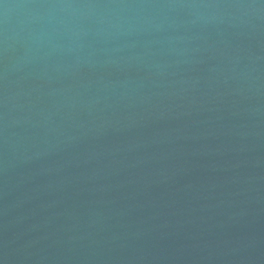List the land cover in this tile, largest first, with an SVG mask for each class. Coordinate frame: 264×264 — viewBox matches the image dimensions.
I'll return each instance as SVG.
<instances>
[{
    "label": "water",
    "instance_id": "95a60500",
    "mask_svg": "<svg viewBox=\"0 0 264 264\" xmlns=\"http://www.w3.org/2000/svg\"><path fill=\"white\" fill-rule=\"evenodd\" d=\"M0 264H264V0H0Z\"/></svg>",
    "mask_w": 264,
    "mask_h": 264
}]
</instances>
